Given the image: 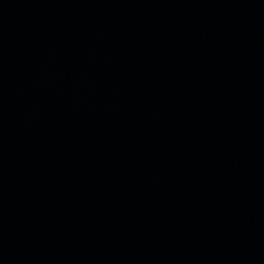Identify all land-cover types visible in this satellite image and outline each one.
Returning <instances> with one entry per match:
<instances>
[{
  "label": "water",
  "instance_id": "water-1",
  "mask_svg": "<svg viewBox=\"0 0 264 264\" xmlns=\"http://www.w3.org/2000/svg\"><path fill=\"white\" fill-rule=\"evenodd\" d=\"M0 264H264V0H0Z\"/></svg>",
  "mask_w": 264,
  "mask_h": 264
}]
</instances>
